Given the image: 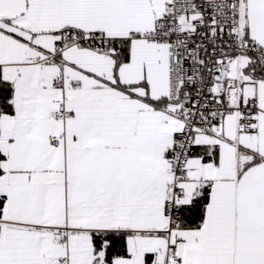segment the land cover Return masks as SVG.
Returning a JSON list of instances; mask_svg holds the SVG:
<instances>
[{
	"label": "snow or ice",
	"instance_id": "1",
	"mask_svg": "<svg viewBox=\"0 0 264 264\" xmlns=\"http://www.w3.org/2000/svg\"><path fill=\"white\" fill-rule=\"evenodd\" d=\"M0 264H264V0H0Z\"/></svg>",
	"mask_w": 264,
	"mask_h": 264
}]
</instances>
